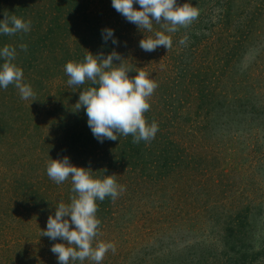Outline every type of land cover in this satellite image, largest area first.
<instances>
[{"label":"rangeland","instance_id":"rangeland-1","mask_svg":"<svg viewBox=\"0 0 264 264\" xmlns=\"http://www.w3.org/2000/svg\"><path fill=\"white\" fill-rule=\"evenodd\" d=\"M177 3L198 17L175 33L153 21L144 37L165 32L173 46L149 53L111 0H0V19L31 21L27 33L0 35V47L16 49L13 63L34 93L0 89V264H58L50 247L62 241L40 234L77 195L70 177L57 184L47 175L64 156L125 189L96 201L93 247L115 246L101 264H264V0ZM105 27L118 45L103 41ZM113 50L130 78L145 72L158 85L143 114L158 125L151 141L100 143L75 110L94 85H68L65 64Z\"/></svg>","mask_w":264,"mask_h":264},{"label":"clouds","instance_id":"clouds-1","mask_svg":"<svg viewBox=\"0 0 264 264\" xmlns=\"http://www.w3.org/2000/svg\"><path fill=\"white\" fill-rule=\"evenodd\" d=\"M134 4L139 8H134ZM111 5L129 23L147 32H153L155 21L158 24L163 22L162 27L167 33H175L180 27L190 25L199 15L196 8L178 4L177 0H111ZM30 30L31 21L15 14L5 13L0 19V35L10 36ZM144 31H141L143 38L139 40L143 51L150 53L160 47L167 51L173 46L171 37L165 32L156 31L153 37L145 38ZM101 36L105 43L111 40L113 45L119 44L110 27L102 29ZM186 41L187 36H184L178 43L184 45ZM19 47L27 50L26 44ZM89 53L83 62H67L64 71L70 86H79L85 81L94 85L80 91L75 103V110L83 108L93 137L100 143L104 140L117 141L119 135H131L134 143L154 139L158 125L156 122L148 124L143 114L150 109L147 100L157 88L156 82L149 79V74L145 72L130 78L128 73L132 69L121 63L122 57L115 50L107 55ZM15 59L14 47H0V61H3L0 63V89L14 84L21 99L27 100L34 93L31 86L23 82V70L13 63ZM89 169L72 164L67 156L51 159L46 166L48 177L57 184L70 177L72 191L77 193L69 204L60 203L55 207L54 215L48 216L46 228L40 234L53 241H62L50 247L58 264H83L86 259L101 264L109 250L115 252V246L110 242H98L93 247L92 242L100 225L96 217V201H103L105 197L115 200L125 189L117 184L113 175L105 174L97 178Z\"/></svg>","mask_w":264,"mask_h":264}]
</instances>
